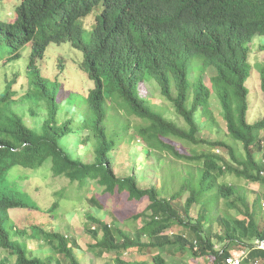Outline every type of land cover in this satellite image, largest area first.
<instances>
[{"label":"trees","instance_id":"1","mask_svg":"<svg viewBox=\"0 0 264 264\" xmlns=\"http://www.w3.org/2000/svg\"><path fill=\"white\" fill-rule=\"evenodd\" d=\"M99 4L97 27L83 34L76 18ZM16 13L13 22L0 21L11 58L31 42L33 64L48 44L69 40L83 51L93 87L77 97L78 106L62 111L64 117L55 103L45 118L29 116L32 124L11 109L10 115L0 111V248L15 256H0V264H80L75 236L41 225L18 227L9 215L27 208L43 212L19 196L12 179L20 168L47 163L53 176L79 186L94 181L103 192L148 199L132 216L142 221L133 233L86 214L94 223L85 228L93 239L89 249L106 256L104 264H168L162 251L189 254L190 263L180 264H226L232 246L244 248L240 264H264V248L255 243L264 241V194L250 203L247 190L227 180L231 175L264 186V114L248 121L253 66L264 92V58L249 61V43L264 36V0H21ZM146 80L171 104L176 119L158 101L142 98ZM213 97L225 122L216 139L204 128L216 125ZM126 115L137 121L131 124ZM128 139L142 143L147 157L156 152L178 162L160 186H141L139 172L114 170L111 151ZM87 143L91 155L80 154L79 145ZM64 193L48 208L51 216L63 213L58 205ZM90 202L102 207L93 196ZM28 240L39 247L30 249ZM124 253L140 257L125 259Z\"/></svg>","mask_w":264,"mask_h":264},{"label":"rangeland","instance_id":"2","mask_svg":"<svg viewBox=\"0 0 264 264\" xmlns=\"http://www.w3.org/2000/svg\"><path fill=\"white\" fill-rule=\"evenodd\" d=\"M17 0H8L9 3L15 5ZM19 3V0L16 4ZM8 4L5 0L0 1V19L9 20L11 15L15 17L14 6ZM99 9V8H98ZM11 12V13H10ZM94 18L89 17L82 20L86 25L91 26V22H95ZM89 29H85L87 33ZM87 40V39H85ZM264 45V36H255L253 41L249 43L250 55L249 61L251 63L261 62L264 58V51L260 49V46ZM30 46L26 44L21 49V57L19 62H23L25 55L29 53ZM47 55L46 60L52 62L54 57L63 56L72 62L76 59V55L83 59V54L79 49L73 48L69 42L65 41L59 45L50 44L45 51ZM10 55V51L4 45H0V91L5 88V85L11 82L12 73L16 75L14 71H21L20 66L14 65L8 62L6 59ZM28 59L25 60L27 62ZM24 62V63H25ZM65 64V62H64ZM63 67V66H62ZM65 73L63 77L57 78L54 76L56 72L59 74L62 70L55 69L51 64L41 62L42 71L51 77V80L44 82L47 86V90L43 89L41 85H38L31 79V75L27 74V77L20 72L16 84L11 87V90L19 91L23 88V92L28 96L22 98L23 103L26 105L24 113L29 116L31 113L36 115L40 113V116L35 118H45V114L49 111L48 106L51 104L59 105L55 111L60 117H64L65 109L78 106L75 102L82 91H85L93 86V82L86 76L85 72L79 74V66L77 64H69L65 66ZM253 72L248 78V100H249V112L248 121L254 123L262 118L264 114V92L260 88V78L258 70L255 66L252 67ZM85 75V76H84ZM54 76V77H53ZM140 92L142 98H150L153 101H158L166 111H168L173 119L177 116L171 110V104L164 99V97L158 92L154 83L149 81H142L140 84ZM212 101V111L215 114L216 125H210L211 130L208 129L206 124L205 132L210 134L211 139L221 138L225 130V122L222 120V113L219 111L218 103ZM114 106V105H112ZM163 109V108H162ZM62 112V113H61ZM114 110L111 109L110 113ZM131 119V124L137 121L134 115H126ZM178 121H181L179 118ZM203 121V120H202ZM26 122L32 124L33 120L26 117ZM204 122V121H203ZM39 125V124H38ZM264 134V130L261 132ZM128 138V137H127ZM141 145V147H140ZM86 146V145H85ZM91 143H87V147L83 148L82 144L79 145L80 154L91 155ZM141 150V151H140ZM151 157H147L144 154L142 143L138 140L122 141L112 151V163L114 164V170L119 175L129 174L132 171L139 172L140 185L149 187L151 185L160 186L163 181H166V172L170 170L171 165L175 164L173 158L166 156H160L156 152H153ZM226 154V151H225ZM178 163V162H177ZM133 165V168L130 167ZM18 174L12 179V186L19 191L21 196L26 201L32 202L34 200L36 204L41 206L40 210L36 209H18L9 211V215L18 227L26 228L29 230L31 225H41L48 231L57 230L61 233L69 232L72 236L77 238L78 247L74 248L76 258L80 261V264H104L108 259L106 256H94L93 251L89 249L90 243H93V239L89 233L85 230L86 224L94 225L91 220H87L86 214H90L97 218H101L106 222H116L117 225L128 233L135 232L136 228L141 226V219H132V216L140 212L144 206L147 205L148 199L143 198L141 200H130L126 193L109 194L103 192V189L93 183L89 182L85 185L79 186L76 183H71L66 177L53 176L49 163L42 165L35 169L20 168ZM141 174V175H140ZM167 175V174H166ZM169 180V179H168ZM172 178L170 179V181ZM227 180L237 184L241 190H247L248 200L251 203L257 196L264 194V186L258 183H251L245 179L238 178L236 176H227ZM175 185V181H171ZM166 188V187H165ZM168 190H172L168 187ZM65 192L60 197V203L58 205V215L51 216L48 213V208L55 203L58 198V193ZM95 197L102 207H97L90 202L91 197ZM185 196L180 199H184ZM264 199L262 200V202ZM263 219L261 221L264 224V205H262ZM195 215V210H193ZM179 229L178 226H176ZM175 231V229H173ZM146 239V237H143ZM256 242V241H255ZM40 242L36 240H28L27 245L30 249L35 250L39 247ZM244 248L240 246H232V255L237 256L242 254ZM148 254L150 251H147ZM161 255L168 264H180L190 263L191 258L189 254L184 256L173 257L166 251H162ZM0 256L14 260L15 256L8 254V251L0 248ZM134 257H140L136 253H124L123 258L133 259ZM146 257V256H145Z\"/></svg>","mask_w":264,"mask_h":264},{"label":"clouds","instance_id":"3","mask_svg":"<svg viewBox=\"0 0 264 264\" xmlns=\"http://www.w3.org/2000/svg\"><path fill=\"white\" fill-rule=\"evenodd\" d=\"M0 1H2V0H0ZM5 1H6L8 4L12 5V3H9L8 0H5ZM17 1H18V0H17ZM17 1H16V2H17ZM16 2H15V5H12V6H14L15 17H14L13 15H11V19H9V20H2V19H0V21L13 22V21L16 19V17H17L16 7L20 4L21 0H19V3H17V4H16ZM101 7H102V4H99L98 6H96L95 8H93L92 11H89V10H88L86 13H84V14L80 15V17L78 16V17L76 18L75 21L77 22L79 28L81 29V32L83 31V34L86 33V32H85V29H89V30H88V33H90V31L93 30V28H96V27H97V25H98V17H97V15L100 13V9H101ZM98 8H99V9H98ZM10 13H11V12H10ZM89 17H92V18H94L93 20H95V22H91V26L86 25V24H84V23L82 22L83 19H85V18H89ZM65 41L69 42L70 45H71L73 48H75V49H79V48L73 46L69 40H65ZM65 41H61L60 43L65 42ZM252 41H253V39H252ZM252 41H251V42H252ZM251 42H250V43H251ZM60 43L52 42V43H50V44L59 45ZM26 44H28V45L30 46V50H31V48H32V43H31V42H27V43H25V45H26ZM50 44H48V45L46 46V48H47ZM0 45H4L5 47H7V45H9V44L6 43V40H5L1 35H0ZM25 45H24V46H25ZM24 46H23V47H24ZM23 47H22V48H23ZM7 48H9V47H7ZM22 48H21V49H22ZM46 48H45V51H46ZM79 50H80V51L82 52V54H83V59H82V61L80 60V57H79L78 55H76V59H73V61H72L71 63L68 62V60H67L66 58H64L63 56H57V57H54V59H53L52 62H48V61L46 60L48 54H45V52H44V54H43L42 57L37 58V59L35 60V62H34L33 64H31V63H29V61H30V58H29L30 51H29V53H27V54L25 55L24 61H23V62H19L18 60H19V58H20L21 55H22L21 51H20V56H18V57H16V58H11V57H12V52H10V55L7 57L6 60H7L8 62H11V63L14 64V65H18V66H20L21 71H14V70H12V67H11V71H13L16 75H14V74L12 73V79H11V82L8 83V84H6V85H5V88L2 89V90L0 91V99H5V102L3 103L2 107L0 108V111H1L2 113H5V114L10 115V109H11V110L17 112L18 114H22V116H24L25 118H26V117H29V116H30V117H33V118H34L35 116H40V113H38V114H36V115H34V114L31 113L29 116H27V115L24 113V109H25L26 105L23 103L22 98L28 96V94H25V93L23 92V88H20L19 91H14V90H11V87H13L14 84H16V82H17V78H18L20 72L23 73L26 77H27V74H30V75L32 76L31 79L34 80L38 85H41L42 87H46V85H44V82L47 81V80H51V77L48 76L47 74H45V73L42 71V69H41V62H46L47 64H51L52 66L55 67V69H58V67H59V70H62V71H61L59 74H57L56 72L54 73V76H56L57 78H59V77H63L62 75L65 73V72H64V71H65V68H66L65 66H68L69 64H71V65H73V64H77V65L79 66V71H78V73L81 74V73H83V71H84L85 74H86V76L89 78L87 72H86L85 69H84V65H83V62H85V55H84V53H83V51H82L81 49H79ZM249 55H250V51H249ZM9 58H11V60H9ZM26 59H28L27 62H25ZM24 62H25V63H24ZM64 62H65V64H64ZM62 66H63V67H62ZM18 73H19V74H18ZM61 74H62V75H61ZM83 74H84V73H83ZM54 76H53V77H54ZM84 76H85V75H84ZM27 78H28V77H27ZM89 79H90V78H89ZM90 80H91V79H90ZM91 81H92V80H91ZM92 82H93V81H92ZM92 87H93V86H90L89 89H91ZM89 89H87V90H85V91H82L81 94H85V93H87V91H89ZM7 91H10L9 97H5ZM7 101H13L15 105H13V106L10 108L9 105L7 104ZM59 115H60V114H59ZM38 119H41V118H38ZM27 169H30V168H27Z\"/></svg>","mask_w":264,"mask_h":264},{"label":"built area","instance_id":"4","mask_svg":"<svg viewBox=\"0 0 264 264\" xmlns=\"http://www.w3.org/2000/svg\"><path fill=\"white\" fill-rule=\"evenodd\" d=\"M256 246L259 248H264V241H258L256 240ZM241 257L240 256H233V257H229L226 260V264H240L241 261Z\"/></svg>","mask_w":264,"mask_h":264}]
</instances>
